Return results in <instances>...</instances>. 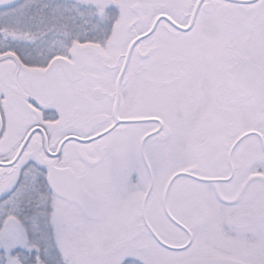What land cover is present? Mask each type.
<instances>
[{
    "label": "snow or ice",
    "instance_id": "6c2138e0",
    "mask_svg": "<svg viewBox=\"0 0 264 264\" xmlns=\"http://www.w3.org/2000/svg\"><path fill=\"white\" fill-rule=\"evenodd\" d=\"M0 264H264V0H0Z\"/></svg>",
    "mask_w": 264,
    "mask_h": 264
}]
</instances>
